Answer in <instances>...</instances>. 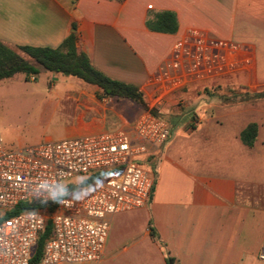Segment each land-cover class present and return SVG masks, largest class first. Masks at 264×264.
Segmentation results:
<instances>
[{
    "label": "crops",
    "instance_id": "obj_1",
    "mask_svg": "<svg viewBox=\"0 0 264 264\" xmlns=\"http://www.w3.org/2000/svg\"><path fill=\"white\" fill-rule=\"evenodd\" d=\"M166 13L174 16L176 32L152 30L149 24ZM191 30L240 46L241 63L176 90L154 85L176 42ZM72 34L78 53L96 70L137 87L149 104L184 105L185 97L203 90L200 103L226 107L221 97L230 91L264 93V0H0V41L15 51L59 48ZM54 80L46 105L63 118L61 139L112 130L134 137L144 111L134 102L74 77ZM248 102L204 112L200 121L194 107L175 120L160 116L171 137L140 158L156 172L149 202L113 216L100 264L119 249L155 264H166L165 252L178 264H264L258 258L264 244V98ZM252 123L259 131L249 148L240 136Z\"/></svg>",
    "mask_w": 264,
    "mask_h": 264
},
{
    "label": "built area",
    "instance_id": "obj_2",
    "mask_svg": "<svg viewBox=\"0 0 264 264\" xmlns=\"http://www.w3.org/2000/svg\"><path fill=\"white\" fill-rule=\"evenodd\" d=\"M241 49L191 30L176 42L152 82L171 91L189 80L224 75L241 63L236 58ZM133 133L112 130L16 150L7 148L0 133V264H100L113 216L148 204L154 176L140 158L165 145L171 128L147 109ZM98 172L112 175L60 197L65 181ZM27 202L29 209L13 213ZM48 222L51 237L40 260L32 263ZM258 258L264 262V244Z\"/></svg>",
    "mask_w": 264,
    "mask_h": 264
},
{
    "label": "trees",
    "instance_id": "obj_3",
    "mask_svg": "<svg viewBox=\"0 0 264 264\" xmlns=\"http://www.w3.org/2000/svg\"><path fill=\"white\" fill-rule=\"evenodd\" d=\"M154 31L174 33L177 30V23L171 14H162L155 23L149 24ZM76 35L72 34L65 39L59 48H41L22 46L17 51L11 49L0 41V81L8 80L21 74L29 81L30 77H37L42 71L53 74H60L65 77H74L80 79L90 85H95L102 89L103 93L109 97L130 100L140 106L146 107V101L140 90L132 85H128L113 80L100 71L96 70L89 58L85 54H79L76 47ZM230 95L222 96L221 101L227 104H236L264 98V93L251 94L249 92L230 91ZM259 127L252 123L248 125L241 133V141L249 148L254 147L258 137ZM156 177V172H153ZM112 174L106 172H98L88 176H83L76 184L69 185L66 194L60 196H68L78 192L81 188ZM38 208H45V204L39 203ZM30 203L21 204L15 213L24 209H29ZM53 207L50 208L52 211ZM152 225V220L149 222ZM52 230L50 222L47 223L44 231L41 233L36 247L33 251L31 259L32 263L40 260L46 241L51 237ZM151 236L160 241L155 230L151 228ZM164 247V245H162ZM166 264H178L167 252Z\"/></svg>",
    "mask_w": 264,
    "mask_h": 264
},
{
    "label": "rangeland",
    "instance_id": "obj_4",
    "mask_svg": "<svg viewBox=\"0 0 264 264\" xmlns=\"http://www.w3.org/2000/svg\"><path fill=\"white\" fill-rule=\"evenodd\" d=\"M18 52V51H17ZM21 54V52H18ZM34 77V79H32ZM29 81L21 74L15 77L0 81V133L5 145L9 149H21L38 145L47 140L58 141L62 138L60 128L63 118L57 112H50L46 102L50 93L56 85L54 78H67L60 74H53L42 71L37 77L32 76ZM214 94L221 93L219 88H211ZM247 90L239 89L237 92ZM203 90L195 91L191 97L184 98V105L179 100L173 103H151L146 101V107L136 104L140 109H152L153 112L169 120V118H180L186 108L194 107L193 113L198 120L203 113L216 111L219 109H230L238 104H202L198 95ZM229 93V92H228ZM227 95H230L228 94ZM249 103V102H248ZM247 104V102H246ZM248 108H245L247 110ZM174 119V120H175ZM179 120V119H178ZM186 123V120H185ZM187 124V123H186ZM189 124V123H188ZM153 166V165H152ZM83 176H76L64 182L62 193L66 194L68 186L76 184ZM155 259L145 260L137 253H125L122 249L108 251L104 256L102 264H155Z\"/></svg>",
    "mask_w": 264,
    "mask_h": 264
}]
</instances>
